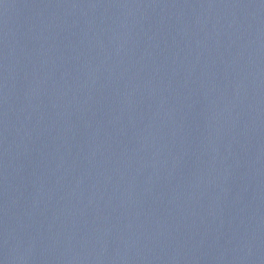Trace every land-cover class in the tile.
<instances>
[{"label":"water","instance_id":"water-1","mask_svg":"<svg viewBox=\"0 0 264 264\" xmlns=\"http://www.w3.org/2000/svg\"><path fill=\"white\" fill-rule=\"evenodd\" d=\"M0 264H264V0H0Z\"/></svg>","mask_w":264,"mask_h":264}]
</instances>
